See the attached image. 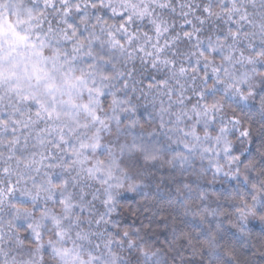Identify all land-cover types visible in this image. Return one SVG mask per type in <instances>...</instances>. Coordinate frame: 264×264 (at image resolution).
<instances>
[{"label": "clouds", "instance_id": "clouds-1", "mask_svg": "<svg viewBox=\"0 0 264 264\" xmlns=\"http://www.w3.org/2000/svg\"><path fill=\"white\" fill-rule=\"evenodd\" d=\"M0 264H264V0H0Z\"/></svg>", "mask_w": 264, "mask_h": 264}]
</instances>
